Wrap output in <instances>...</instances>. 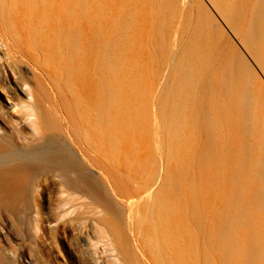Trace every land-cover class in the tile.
I'll use <instances>...</instances> for the list:
<instances>
[{
  "label": "bare ground",
  "instance_id": "1",
  "mask_svg": "<svg viewBox=\"0 0 264 264\" xmlns=\"http://www.w3.org/2000/svg\"><path fill=\"white\" fill-rule=\"evenodd\" d=\"M174 1L0 0V264H264L263 103ZM208 1L264 70V0ZM150 17L163 57L196 23L173 85Z\"/></svg>",
  "mask_w": 264,
  "mask_h": 264
},
{
  "label": "rangeland",
  "instance_id": "2",
  "mask_svg": "<svg viewBox=\"0 0 264 264\" xmlns=\"http://www.w3.org/2000/svg\"><path fill=\"white\" fill-rule=\"evenodd\" d=\"M135 1L144 3L145 5L146 4L150 5V3L153 2V0H135ZM154 1H157V0H154ZM170 1L173 2V0H169V2ZM177 1L179 2L178 3L179 9H183L184 7H187L191 14L192 12L193 14L194 12L196 14L198 8H200L209 16L210 22L213 21L212 24L214 28L211 26L212 24L207 23L205 25V29L208 34L209 33L217 34V45L219 46L221 50L218 56V59L220 58L218 63H220L222 61V58H224L226 55H229V54H231L232 56L236 55V58H238V60L241 61L244 64V66H246L247 68L246 74L249 77V80L251 79L250 84H251L252 92L255 94L257 100L260 101L261 104L263 103L262 106L264 108V70L261 67V65H258L253 55L246 50V46L243 44L240 34L238 32L236 33V30L233 29L229 23L223 20L219 12L216 9H214L212 5H210L208 0H177ZM234 1H237V0H234ZM112 2H113V5L117 7V6L123 5V3H125V0H112ZM153 19L150 17V19L148 18L146 21H143V22L141 21L140 23H134L133 25H130L129 23H124V22L120 23V27H121L120 31L123 30L126 32V34L133 35L134 37L139 39V42H141L139 52H141V54H145L149 56L152 59V63H151L152 69L162 71L164 74L166 83L168 85H173L175 84L176 78H177V75L173 67H175L180 62L179 61L180 54H181V51L183 50V49L181 50L180 47L184 48L183 41L192 33L193 28L196 25V23H193V24L185 23L182 35L177 40L178 42L176 44L175 49L169 53L170 56L168 55L166 57H163L162 56L163 54L160 52V49L158 48V45H157L158 40L156 37L157 28L161 26L162 23H156V20H153ZM252 21H253L252 15L250 16V14L248 13L246 24L249 23L248 26H250L253 23ZM246 24L243 23L242 27H244V25ZM174 25H175L174 27H176L178 24L174 23ZM119 33H123V32H119ZM161 40H160V43H161ZM166 41H169L167 37L165 39V42ZM165 42L164 43L162 42V43L165 44ZM165 45H167V43ZM0 97L4 99V96L1 93H0ZM261 158L264 159L263 156H261ZM236 161L238 163L243 162V160L241 159V155H239V158H237ZM262 162H264V160H262ZM223 179L224 177L220 178V176H216L214 178L215 185L217 184V186L219 185L222 186L223 183L225 182V179L224 181ZM214 210L216 213V216H215L216 218L219 215V211H221V203L219 201V198L217 199V197L215 198V201H214Z\"/></svg>",
  "mask_w": 264,
  "mask_h": 264
}]
</instances>
